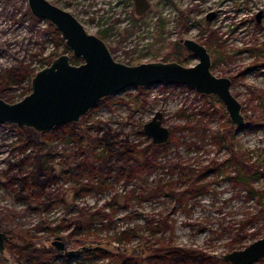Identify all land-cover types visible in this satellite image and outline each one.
Returning a JSON list of instances; mask_svg holds the SVG:
<instances>
[{
    "label": "rangeland",
    "instance_id": "rangeland-1",
    "mask_svg": "<svg viewBox=\"0 0 264 264\" xmlns=\"http://www.w3.org/2000/svg\"><path fill=\"white\" fill-rule=\"evenodd\" d=\"M51 1L72 11L107 41L117 59L128 63L162 59L176 42L184 46L185 37L203 43L212 55L213 72L231 77L246 125L238 129L232 123L216 94L188 84L129 86L88 113L89 122H106L94 131L98 136L106 132L97 150L126 141L137 149L130 164L109 170L102 157L90 158L83 136L69 131V125L52 127L44 143L25 146L22 126L0 123V224L16 221L32 233L35 247L55 256L47 264H199L182 254L167 263L158 256L171 243L222 257L264 236L257 195L248 193L244 182L233 183V164L220 165L232 149L238 164L244 157L258 168L254 186L264 189V0H150L143 13L136 12L134 0ZM210 11L212 18L207 17ZM53 26L31 12L28 0H0V72L13 70L0 97L21 99L31 91L30 71L35 74L60 53H72ZM182 53L188 58L184 64L199 60L191 50ZM157 110L171 129L169 141L159 145L143 130ZM220 130L234 137L220 140ZM45 150V165L54 175L46 187H37L31 207L24 184L32 169H40ZM190 186L206 188L192 191ZM12 188L23 191L16 197ZM49 199L57 203L40 213L39 206ZM13 211L18 214L14 221ZM90 213L98 219L78 225L71 219ZM157 222L155 239L150 224ZM135 224L142 226L129 239L111 237ZM7 227H0L11 235L0 250V264H22L13 249L20 234ZM58 235L66 248L53 244ZM220 261L206 260L231 264ZM254 264H264V258Z\"/></svg>",
    "mask_w": 264,
    "mask_h": 264
},
{
    "label": "water",
    "instance_id": "water-1",
    "mask_svg": "<svg viewBox=\"0 0 264 264\" xmlns=\"http://www.w3.org/2000/svg\"><path fill=\"white\" fill-rule=\"evenodd\" d=\"M134 2L137 13H143L151 4L150 0ZM28 4L34 15L49 20L61 32L72 53H60L38 69L32 76L31 91L21 99L9 101L0 97V123L8 121L44 131L79 121L100 100L129 86L183 83L202 93L216 94L224 102L232 123L238 129L246 125L242 103L231 90V77L213 72L212 55L203 43L190 37L181 39L199 57L195 64L187 65L177 59L128 63L117 59L107 41L90 32L72 11L51 0H28ZM257 15L260 17V13ZM213 16L214 11L207 15ZM72 57L82 61L73 62ZM143 130L154 143L163 144L170 139L171 129L164 123L161 110L144 123ZM10 237L0 228V250L5 249ZM53 244L66 248L60 235ZM220 256L231 264H254L264 258V236Z\"/></svg>",
    "mask_w": 264,
    "mask_h": 264
},
{
    "label": "trees",
    "instance_id": "trees-1",
    "mask_svg": "<svg viewBox=\"0 0 264 264\" xmlns=\"http://www.w3.org/2000/svg\"><path fill=\"white\" fill-rule=\"evenodd\" d=\"M54 30H56V28L53 26ZM175 49L171 50L170 52H167L165 55H163L162 59L164 60H171V59H177L182 63H185L187 61V56L184 55L182 52L186 51L187 49L184 48V46H182L181 43L176 42L175 43ZM67 47V46H66ZM50 58V56H48V59ZM78 58H73L74 62H77ZM12 68H9L8 73H3L0 72V77L1 79V84H0V92H2V90L4 89L5 86H7L8 83V76H9V72H12ZM32 73L34 74V72L30 71L29 74ZM107 98V97H105ZM91 110V109H90ZM90 110L86 113L83 114L81 119H83L81 121V119L79 121H71L69 123L66 124H62L64 127H66V125L68 126L69 131L73 132V133H79L81 136H83L86 144L84 145L86 150L90 153V155H92V157H90L91 159L95 158L93 155L97 154L98 157H102L103 159V163H104V167H107L109 170L111 169H118L119 165H122L124 162L127 163H131V161L133 159H136L133 155L134 153L137 151L135 145L132 147V145H130V143L128 141L126 142H121L119 144H115L114 142H112V146L110 149L105 150H97L98 144L97 142L100 140H104V136L106 134V132H104L103 134H101L100 136H98L96 133H94V131H99L100 127L105 125L106 122L102 120L96 121V120H92L89 122V116L88 113L90 112ZM261 117H264L261 116ZM21 128H23V130H25V134L22 136V144L25 146H30L33 143H44L46 141V137L47 135L51 132V129H47L44 131H38L36 129H34L33 127H29V126H22ZM225 133V134H224ZM233 132L230 131L228 132H224L222 130H220V136L219 139L220 140H225V139H230L233 138ZM105 139H109L106 138ZM154 145V144H153ZM157 145H159L157 143ZM84 149V148H83ZM85 152V153H88ZM49 152L48 150H45L44 153H41L40 157L41 159V167L40 169H32L31 172H29V178L27 179L28 184H24V187L30 189V191H26L25 193L27 195H29L28 197V201L30 202L29 205L31 207V198L33 197V193L36 191L37 187H46V185H48V183L46 182L49 176L54 175L53 173L49 172L48 170V166L45 165V163L47 162L46 159L43 158L44 154L47 155ZM43 155V156H42ZM231 157L224 159L220 165H224V164H233L234 169L233 171H231L230 178L233 181V183L237 184L239 182H244L247 186L246 189L248 191V193L251 194H255L258 197V201L260 203V212L262 213V215H264V189L263 190H258L257 186H254V181L257 177L258 171H257V167L254 166L253 162H250L249 160H247L246 158H241L240 157V164H238V159L239 156H237L236 152L233 151L231 149V153H230ZM97 157V158H98ZM43 161V162H42ZM237 163L236 165L234 163ZM120 169V168H119ZM205 176V173H202ZM44 175V176H42ZM42 185V186H40ZM196 187V190L200 191L204 190L206 188V186H190L189 189H191L192 191H196L194 190ZM24 188V189H25ZM200 188V189H199ZM13 193L14 195L17 197L20 194V191L23 190H18L16 188L13 189ZM59 201V200H58ZM44 204H41L39 206V210L40 213L42 212L43 214L48 211L53 205H55L57 203V201L52 199L49 200H44L43 201ZM14 215L12 216V221H14V217L17 218L18 214L16 212H14ZM71 219H74L76 221V224L78 225V223L83 224L86 223V221L88 222H92L98 218H94L93 217V213H90L87 215H84L83 218H81L80 216H74ZM101 219V218H100ZM166 220V219H165ZM0 222H3L2 220H0ZM18 224V222L14 221V222H10L8 224H6L4 222V225L0 224V227L4 226V227H9V231L10 232H14L17 231L18 234H20V239L21 242L13 245V249L14 252L19 256L18 258L20 259L22 264H47L48 262L51 263V261H54L55 256H53L52 254H49L46 256V254H48L47 252H45L43 249L40 248H36L33 242V234L32 233H28L25 230H21L20 228H18L16 226V224ZM158 223V224H157ZM156 224H150L151 226V236H154L155 238V231H157V229H159V224L160 222H157ZM12 224V225H11ZM142 225L141 224H135L133 226H128L123 228L119 233L111 236L113 237V239H117V240H127L129 239L132 235L137 233L138 228H140ZM7 227V228H8ZM243 227V226H242ZM59 229V228H58ZM12 230V231H11ZM52 231V229H51ZM56 230L54 229L52 231V233H55ZM241 236V235H240ZM156 239V238H155ZM154 239V240H155ZM156 241V240H155ZM199 250H183V248L180 247H175L174 245H172L171 243H167L165 251H163V253L161 254V256H158V258L162 259L164 262H171V261H175V256H180L181 254L184 256H187V259H195V260H200L202 261V263L199 264H207L206 260H210L211 261H222L223 263H228L229 261H227L226 259H224L223 257H217V256H206L205 252H197ZM192 255V256H190ZM197 255V256H196ZM157 258V257H155ZM130 261L133 262H139L138 259L136 258H129ZM213 259V260H212ZM177 261V260H176ZM220 261V262H221ZM140 263L143 264L144 262H142L140 260Z\"/></svg>",
    "mask_w": 264,
    "mask_h": 264
},
{
    "label": "flooded vegetation",
    "instance_id": "flooded-vegetation-1",
    "mask_svg": "<svg viewBox=\"0 0 264 264\" xmlns=\"http://www.w3.org/2000/svg\"><path fill=\"white\" fill-rule=\"evenodd\" d=\"M32 12V11H31ZM145 12V11H144ZM36 16V15H35ZM56 28V27H55ZM56 30L57 31H59L57 28H56ZM183 43V42H182ZM184 45V44H183ZM67 46V45H66ZM185 47V46H184ZM67 48H69L68 46H67ZM186 48V47H185ZM187 49V48H186ZM73 58H78V57H72V61H73ZM74 62V61H73ZM50 63V62H49ZM46 65H48V64H46ZM46 65H44V66H46ZM29 74V73H28ZM31 75V74H30ZM32 76H33V74H32Z\"/></svg>",
    "mask_w": 264,
    "mask_h": 264
}]
</instances>
